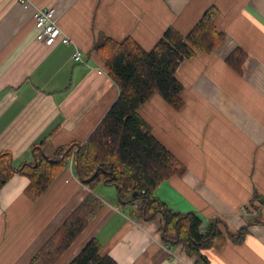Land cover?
Wrapping results in <instances>:
<instances>
[{
  "label": "crops",
  "instance_id": "crops-1",
  "mask_svg": "<svg viewBox=\"0 0 264 264\" xmlns=\"http://www.w3.org/2000/svg\"><path fill=\"white\" fill-rule=\"evenodd\" d=\"M30 1L56 8L58 26L72 41L38 44L33 10L0 0V154L10 152L19 168L33 162L36 144L53 155L90 138L119 97L93 51L100 35L131 38L151 51L170 28L186 36L216 7L225 42L181 63L183 108L156 95L140 110L187 168L163 182L156 196L204 223L220 219L232 233L264 221V208L244 212L256 194L264 198V0ZM77 49L83 62L72 58ZM237 49L247 56L240 71L227 61ZM29 184L15 175L0 191V264H29L92 193L70 164L37 201L26 195ZM93 193L104 207L56 264H71L92 239L117 264H198L183 246L163 242L161 217L148 221L123 206L116 186L100 183ZM203 254L209 264H264V225L254 224L241 243L228 240Z\"/></svg>",
  "mask_w": 264,
  "mask_h": 264
},
{
  "label": "trees",
  "instance_id": "trees-1",
  "mask_svg": "<svg viewBox=\"0 0 264 264\" xmlns=\"http://www.w3.org/2000/svg\"><path fill=\"white\" fill-rule=\"evenodd\" d=\"M218 15L216 7L210 8L186 36L170 28L151 51L131 38L118 42L100 35L93 51L118 86L119 97L90 138L85 143L63 145L53 155L45 153L44 143L36 144L33 162L19 168L14 167L10 152L0 154V191L15 175L25 176L30 180L26 195L37 201L73 158L78 179L92 192L29 264H56L60 260L88 227L90 219L104 207L93 193L100 183L116 186L123 206L133 208L138 203L145 220L161 217L163 242L183 246L188 255L197 257L198 264H209L204 250H220L228 240L241 243L254 224L264 225V221L256 222L232 233L220 219L204 223L194 213L183 214L169 208L156 196L163 182L183 176L187 168L154 136L140 110L156 95L176 110L183 108L180 95L184 87L176 76L178 68L184 60L197 54H213L224 44L225 34L215 23ZM246 58L237 49L227 61L240 71ZM262 208L264 198L256 194L248 210L259 213ZM71 264L117 263L103 255L100 242L92 239Z\"/></svg>",
  "mask_w": 264,
  "mask_h": 264
},
{
  "label": "built area",
  "instance_id": "built-area-1",
  "mask_svg": "<svg viewBox=\"0 0 264 264\" xmlns=\"http://www.w3.org/2000/svg\"><path fill=\"white\" fill-rule=\"evenodd\" d=\"M19 5L24 10H33V18L35 20V27L38 31L36 41L38 44L45 47H53L58 43L70 45V37L58 26L57 10L54 7L41 8L34 5L30 0H18ZM75 62H83V53L77 49L73 54ZM70 167H73V158L70 161ZM138 209V203L133 206ZM246 214L251 213L248 209L244 211ZM204 233V228H201Z\"/></svg>",
  "mask_w": 264,
  "mask_h": 264
},
{
  "label": "water",
  "instance_id": "water-1",
  "mask_svg": "<svg viewBox=\"0 0 264 264\" xmlns=\"http://www.w3.org/2000/svg\"><path fill=\"white\" fill-rule=\"evenodd\" d=\"M136 195V194H135Z\"/></svg>",
  "mask_w": 264,
  "mask_h": 264
}]
</instances>
